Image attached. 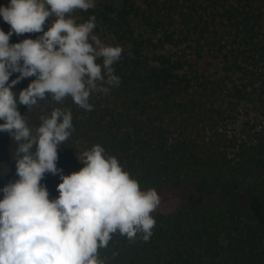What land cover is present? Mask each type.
I'll return each mask as SVG.
<instances>
[{
    "label": "trees",
    "instance_id": "obj_1",
    "mask_svg": "<svg viewBox=\"0 0 264 264\" xmlns=\"http://www.w3.org/2000/svg\"><path fill=\"white\" fill-rule=\"evenodd\" d=\"M71 14L77 24L95 16L92 34L122 48L112 65L120 83L107 93L92 91L91 111L70 96L57 102L50 94L31 108L18 104L33 131L56 108L71 112L58 169L79 171L83 151L100 145L141 190L186 187L201 195L151 213L147 241L143 233L112 234L98 258L103 264H264V222L244 200L252 192L264 202V0H95L93 8ZM16 147L0 132V188L19 178ZM60 182L51 173L41 180L49 199L58 197Z\"/></svg>",
    "mask_w": 264,
    "mask_h": 264
},
{
    "label": "clouds",
    "instance_id": "obj_2",
    "mask_svg": "<svg viewBox=\"0 0 264 264\" xmlns=\"http://www.w3.org/2000/svg\"><path fill=\"white\" fill-rule=\"evenodd\" d=\"M94 6L95 0H9L8 6L0 5V19L11 26L7 33L0 29V132L16 142L19 177L0 188V264H103L98 249L108 245L112 234L133 239L143 233L145 241L152 235L150 213L159 204L157 192L141 190L102 146L83 151L79 171L64 175L58 169V148L73 128L70 111L54 109L34 131L18 111V104L31 108L49 94L57 102L70 96L91 111L92 91L107 93L108 86L119 85L112 65L122 48L92 34L95 16L77 24L69 15ZM50 16L55 19L44 30ZM13 33L42 35L10 44ZM14 73L19 75L10 81ZM33 76L27 88L12 91ZM46 173L60 175L55 199L41 184Z\"/></svg>",
    "mask_w": 264,
    "mask_h": 264
},
{
    "label": "rangeland",
    "instance_id": "obj_3",
    "mask_svg": "<svg viewBox=\"0 0 264 264\" xmlns=\"http://www.w3.org/2000/svg\"><path fill=\"white\" fill-rule=\"evenodd\" d=\"M71 15L72 18H75L74 14H69ZM48 20H46L45 25H44V30H47L48 26ZM4 24H7V30H10V25L5 22ZM36 34L38 33H24L21 35H17L13 33L12 36L18 37V41L21 42L25 38H33L35 39L37 36ZM42 35V33H39ZM16 40V39H15ZM13 41V40H12ZM186 188V187H168L167 189H162V190H157V194L159 197V204L157 205L156 209L152 211L151 213L155 211H166L173 209L177 206H179L184 200L187 199H196L200 198L201 195L195 191H192V189ZM191 191L192 194L194 195L191 197L188 196L187 192ZM244 200L245 203L257 214V216L260 217V219L264 222V202L262 199H259L257 194L248 192L244 195ZM150 213V214H151Z\"/></svg>",
    "mask_w": 264,
    "mask_h": 264
}]
</instances>
